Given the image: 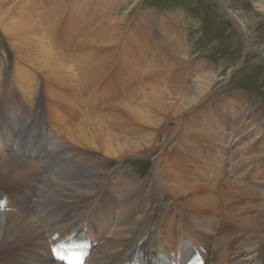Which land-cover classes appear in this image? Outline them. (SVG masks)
I'll return each mask as SVG.
<instances>
[{"label":"bare ground","instance_id":"bare-ground-1","mask_svg":"<svg viewBox=\"0 0 264 264\" xmlns=\"http://www.w3.org/2000/svg\"><path fill=\"white\" fill-rule=\"evenodd\" d=\"M25 4L22 0H0V27L7 34L12 47L18 54L17 56L14 55L15 59L10 77L4 76L3 69L0 70V85L3 87L6 81L8 84H13L14 88L16 86L20 93L16 95L15 93L11 94L7 89L4 90L8 94L3 95L0 99V114L10 112L11 116L6 115L3 119L5 123H2L1 126L7 125V121L10 120H12V126L18 127L20 125L22 119H17L18 107L15 103L22 100L28 105L32 104L33 97L39 87L38 77L40 75L44 81L43 90L46 99L51 100V102H45V100L43 102L44 114L49 113L46 118L50 116L52 121L50 123L48 117L47 122H45L48 124L49 135H51L46 139V144L44 142L40 143V146L37 145L38 140L43 138L42 128L35 134L30 131V128L32 130L33 126L42 122L41 113L37 112V116L30 120L29 130L20 131L18 135L14 134L15 137H20L18 140L20 147H29L28 154L23 159L16 155L4 159V156L0 154V178L5 182H10L8 184V187L11 188L9 193L12 195L15 190L25 188H28L29 191L25 197H20L21 201L17 203L14 213L8 212L7 217L0 218V264H3L12 255L14 256L15 253V259L12 256L11 264H62L52 258L49 251L50 244L54 242L53 240L83 227L89 229L93 242L104 240L100 247L104 250H100L98 254L94 253L95 245L91 247L86 264H126L130 262L133 254L145 255L150 258L156 253L160 254V252L171 259L172 257L175 259L184 238L192 243L189 246L190 249L196 248L203 252L205 264H233L229 262L232 259L230 256L235 255L234 249L238 245L236 248L238 252L242 249L246 250L248 254L254 255V261L260 258L257 259L258 264H264V257L261 258V255H264V242L261 239L264 235L261 232L264 231V200H255L264 198V189H262L263 191L252 189L254 185L264 181V147L261 148L254 142L259 143L261 141L256 136L261 128L257 130V133H254V125L252 126V121L254 123L255 120V110H252L253 108L251 109L248 104L246 105L248 107L245 108L246 112L242 116L243 128L239 126L238 119L226 111H220V117L226 122L225 127L217 124V119L215 120L216 123L214 122L212 125L213 117L210 120V117H205L202 114L204 119L211 122L212 125H210V129L204 132L206 134L205 140L212 141L213 139L215 144L213 142L212 146L216 149L219 148L220 151L228 150L230 156L237 160L236 165L231 164L229 166L230 170L227 167L226 172L233 179L227 181L226 190L225 188L219 189L215 185L216 183L208 180V175H204V170L207 168L199 169L202 172L194 169L195 172H192L194 176L192 174L189 176L188 172H182L176 168L179 157L192 155L196 157L197 149L198 153L202 155V160L212 156L205 154L199 150L200 147L194 145L196 139L190 131L196 133V128H192L185 135H182L185 129L181 126L182 128H179L182 131L180 136L178 135L179 129L173 133L176 141L175 148L172 147V151L164 149L163 153L165 151L167 153L158 156L156 174L149 180V184H147V180L139 179L134 174H129L127 170H111L107 163L112 158L123 159L122 157L126 155L136 157L162 146V141L158 143L162 139L161 136L164 135L168 139V136L172 135V128L167 130L169 123L176 124L181 121L180 124L182 125V122H188L184 115L180 114L176 119L175 115L184 106L195 104L196 99L214 84V78L200 75L193 80L187 89H185L186 87L181 89L167 84L162 87L149 86L150 79L153 83H159L166 72H171V69L163 68L166 64L164 52L169 47L177 46L176 41L170 44L167 43L168 41L166 42L164 30L162 31L157 25L155 30L152 28L154 30L152 37L158 38V40L154 41L149 49L143 48L142 51L138 49L137 56L130 61L134 63L136 68H142L146 77L141 79L142 82H145L142 85L137 82V86H133L127 91L126 97L117 100L119 99L117 98L120 93L119 89L115 93L113 90L115 85L112 83L109 85V82L104 83V74L106 75L108 67L113 64L108 61L114 52L112 54L103 51L104 56L102 54L103 58L101 59L105 60L101 62L100 66H102L98 69L100 73L93 67L90 68L91 61L94 63L99 52L91 55L83 53L88 46L86 41L88 33L85 28L88 25L89 30L91 26L88 22L86 23L87 20L82 18L80 12L76 10L74 15L67 17L68 23H77L75 28L78 32V34L75 33L77 36L75 35L73 38L72 32H70V36H72L73 41L83 34L86 38L80 44L75 53L76 56L69 59L66 52L60 53L53 48L51 36L48 35L52 33L48 29L49 25L40 33L34 22L32 7L30 8ZM259 6L264 14V0L259 3ZM99 11L97 10L95 14ZM229 12L233 23L237 24L239 20L236 19L238 17L235 14L236 18L234 19V12L231 10ZM142 17L140 14L139 18ZM153 18L155 21V17ZM109 19L111 18L109 17ZM57 23L59 24L56 22L55 25ZM143 25L145 29H150L144 23H142ZM238 25L239 28L243 27L240 21ZM97 27L101 28L100 26ZM91 34L95 35L96 31H92ZM138 39L144 42V36ZM137 42L138 40H136ZM110 43L111 47L114 46L113 51L116 52L118 47L115 40L113 39ZM13 48L12 50H14ZM20 60H23L25 65L22 66ZM147 61L151 63L148 64ZM159 61L162 62V67H156L157 73L152 74V67L159 64ZM179 61L178 57H172L169 64L173 68V72H176L174 68L180 64ZM78 63H82L81 67L77 66ZM199 65L205 68L203 61H199ZM35 71L39 75L36 74L37 72L34 74ZM108 76L110 81L114 82L117 75L115 76L112 69ZM148 76L149 80H146ZM75 78L79 79V83L76 84L80 86L81 91L89 87L94 88L88 101H83L84 106H80L81 101H79V105L76 104V100L72 99L74 97H70V99L65 97L66 92L64 91H68V89L72 94L75 93ZM99 86H102L100 90L98 89ZM111 100L114 101L111 102ZM108 101L110 103L107 104ZM38 102L37 104L42 105L40 101ZM92 106L93 108L97 107L96 112H88ZM101 107L103 108L99 109ZM76 113L80 116H77ZM24 116L25 114L22 112L20 118H24ZM227 117L230 118L227 119ZM190 118L193 119L194 114ZM75 119L77 121L71 124ZM192 121L196 123V119ZM206 121L203 120L205 123ZM31 134L35 136L36 145H30L25 139L26 135L31 136ZM2 139L0 145L7 140L5 136ZM60 145L61 148H56ZM145 148L148 149L143 151ZM11 149L13 148L11 147ZM170 152L171 154L175 153L172 162L166 161ZM40 156H44V158L47 156L50 160L46 161L43 158L37 162L33 161V164L32 161L26 160ZM237 164L240 165L239 168ZM56 167L58 171H55ZM202 168L204 167L202 166ZM223 169L220 171L215 169V174L224 173ZM205 171L207 173L210 170ZM42 172L48 173L43 174ZM49 172H54L55 176H49ZM244 172L248 178L245 181H240L239 177L244 175ZM58 173L60 174L57 176ZM42 176L45 177L44 181ZM62 177L72 180V185L74 184L72 190L67 191L69 187L64 185L63 179L65 178L61 179ZM187 177H190L191 182L185 181ZM204 178L205 180H203ZM42 182L47 183V185L46 197L41 200L39 193L45 192ZM53 182V191L61 193L63 203L61 200L47 198L50 195V184ZM0 188L2 189V187ZM62 188L67 192L62 193ZM224 193L225 199L222 200L219 196ZM179 198H183V200L178 203ZM243 199H246V202L240 204L238 201ZM9 202L13 203L12 200L7 201L4 205L0 202V208L9 206ZM104 203L116 211L114 209H111L112 212L107 211L108 209L105 210L102 207ZM178 205L182 207L180 208ZM151 206L154 207L151 211L143 215L138 214ZM176 206L179 207V210L176 209ZM38 207L41 208L42 213L36 209ZM200 209L208 212L202 213ZM22 210L24 211L22 214L27 216L23 217L19 214ZM116 213H118L117 217ZM128 213H132V218L129 223H125L129 217ZM179 215L181 217H178ZM104 217H108V222L105 224L100 221ZM110 219H113V222L110 223ZM115 225H120V227H116V232H113L109 228ZM178 233L180 236L177 238ZM237 237L243 239L247 246L242 248L245 244L239 241ZM232 241L239 242L232 245ZM29 243H31L29 247H23ZM38 248L43 253H38ZM20 251L23 252L22 255Z\"/></svg>","mask_w":264,"mask_h":264},{"label":"rangeland","instance_id":"rangeland-1","mask_svg":"<svg viewBox=\"0 0 264 264\" xmlns=\"http://www.w3.org/2000/svg\"><path fill=\"white\" fill-rule=\"evenodd\" d=\"M22 1L24 4L26 3L25 4L26 6H29L30 8L32 7L31 9H32L34 22L40 33H42L45 30V28H48L47 25H49L48 29L52 33L48 35L51 36L50 39L52 40V43L54 45L53 48L60 53L66 52L67 53L66 56L69 59H72L73 57L76 56L75 53L79 49L82 41L86 38L84 37L83 33L82 36L78 37L77 40L74 41L72 40V36H70L71 34L70 32L74 34L73 38H75L76 35L75 33L78 34L77 29H75L77 27V23H73V22L68 23L67 17L69 15H74L76 10L80 12L82 18L84 20H87L86 23L88 22L89 26H91V29L89 30H88L89 28L88 25L85 28L87 29L86 32L88 33L86 39L88 46L86 47V50H84L83 53H88L89 55H91L92 53L95 54V52H99L96 59H94V63H96L97 65L92 63L93 61H91V64L89 65L90 68L93 67V69H96V71H98V69L102 66V65L100 66L101 62H104L105 60V59H101L103 58L102 54L104 56L105 52H110V53L114 52V54L112 53L113 55L110 57L108 61V62H112L113 64L108 67L107 69L108 72L106 71L107 72L106 75L104 74L105 76L104 83L106 84V82L107 83L109 82L110 83L109 85H111V83L115 85L113 88V90H115V93H117L118 92L117 89H119L120 93L118 94L117 97L119 99L117 100L124 98V96L127 94V91H129V89H132L133 86L134 87L137 86V82L139 85L140 84L142 85L145 82L144 80H143L144 82H142L141 79L142 77L143 78L146 77L143 74L142 68L141 67L136 68V66H134V63H131L130 61L134 59L135 56H137L138 49H141V51L143 48L149 49V46L152 45L154 41L158 40V38L155 39L154 37H152L154 35L153 32L157 25H159L162 31L164 30L163 32L165 33L164 38L166 39V42L168 41L167 43L170 44L176 41L175 43L177 46L169 47L164 52L166 64L164 65L163 68H165L166 70L171 69L170 73L166 72L168 76L165 74L162 79L165 82L161 80L160 82L162 83H160L159 81H158L159 83H153L152 80L150 79L149 86L162 87L167 84L172 87L176 86L177 88H181V89H184L186 87L185 89H187L190 87V84H192L193 80H195V78L200 75H205L208 78H214L215 80L214 84L208 87V89L205 90V92L196 99L195 104L184 106L181 109V111L175 115V119L176 117H179L180 114L184 115V117L187 119L188 122L184 121L182 122V125L180 124L181 123L180 120H179L180 122H177L176 124L169 123L167 130L172 128L171 129L172 135L168 136L169 137L168 139L165 138L166 136L164 135L161 136L162 139H160L158 143L162 141L161 142L163 143L162 146H159L153 149V151L151 150L149 152L144 153L143 155L136 157H133L132 155H126L122 157L123 159L112 158L111 161H109L110 163L109 162L107 163L111 167V168L109 167L111 170H116V169L127 170L129 174L132 173L134 174L135 177L139 179H142L144 181L147 180V184H149V180H151L152 177H154L156 174L155 168L157 166V159H159L158 156L160 154L167 153L166 151L163 153L164 149L168 151L170 150L172 151L173 150L172 147L175 148L176 141L173 137V133L178 131L179 128H182L181 126L184 127L185 132H183L182 134V131L179 129L178 131L179 136L181 134L185 135L186 132L192 130V128L193 129L196 128V133H194V131H190L191 133H193V137L196 139L194 140V145H196L198 148L200 147L201 149L199 150L205 152V154H209L212 156H210L209 159H206L207 158L206 157L205 159L202 160L201 157L202 155L198 153V149H197L196 157L194 155L179 157L176 162V168L179 171L188 172L189 176L193 175L192 172H195L194 169H196L198 172H202L199 171V169L204 170L205 168H207L205 170H210L209 172H211L209 175V172L206 173V171L204 170V175L205 176L208 175L207 176L208 180L216 183L215 185H217L219 189L225 188L226 190L227 189L226 186L228 182L231 179H233L228 175L229 173L226 172L227 167L228 170H230L229 166L231 164L236 165L237 160L236 158L230 156L228 150L225 149V151H220L219 148L216 149V147L212 146V143L214 142L213 144H215V141L213 139L212 141L205 140L204 137H206V134L204 132L210 129V127L214 124L216 119H217L216 120L217 124L219 123L221 126L225 127L224 125L226 124V122H224L223 119L220 117V111L221 112L226 111L228 112V114L235 116L238 119V123L240 124L239 126L243 128L244 120L242 121V116L246 112L245 108H247L248 106L251 109L253 108L252 110H255L254 123L252 121V126L254 125L253 126L254 133L255 132L257 133V130L261 128L260 131L261 133L258 132L256 135L258 136L257 138H259V140L261 141L259 143L257 141L254 142L256 145L260 146L261 148L264 147V141H263L264 140V123H263L264 121L263 120L264 119V14L259 8L260 7L259 3L262 0H51V1L22 0ZM97 10L100 11L95 14ZM230 10L234 12L233 18L234 19L236 18L235 17L236 14V16L238 17V19L236 20H239L240 23H242L243 25V27H241L242 29L239 28L240 27L238 25L239 21L237 24H234L235 22L233 23L232 17L229 16ZM140 14H142L143 16L141 19L139 18ZM109 17L111 19H109ZM153 17H155V21ZM93 20L94 23H92ZM56 22H59V24L57 23V25H55ZM142 23L150 27V29H145L144 25L142 26ZM97 26H100L101 28ZM97 28H99L100 30ZM92 31H96V34L92 35L91 34ZM143 36H144V42H141L138 38ZM175 37L176 38L178 37L177 38L178 42ZM113 39L117 43V47H118L116 52L113 51L114 46L111 47V43H110L113 41ZM136 40H138L137 43ZM144 44L146 47L144 46ZM12 48L13 47L10 43L7 34L0 27V70L3 69L4 71L3 74L4 76L6 75V77H10V75H12V67L15 59L14 55L16 56L18 55L15 49L13 48L14 50H12ZM173 56H176L178 57V59H180L179 61L180 64H178L177 66H175L176 68H174L176 72H173L174 70H172L173 68L169 64ZM199 61H203L205 63V68L199 65ZM147 62L148 64L151 63L149 61ZM24 63L25 62H23L22 60L21 65L22 66L25 65ZM161 63L162 62L157 64L155 67H152L151 69L152 74L157 73L156 67L157 68L162 67ZM73 64L75 63L73 62ZM81 64L82 63H78L77 66L81 67ZM112 69L114 70L115 76L117 75L116 78L114 79V82H111L108 76V74L111 72ZM36 72L37 71H35L34 74ZM98 72L100 73V71ZM36 74L39 75L38 72ZM76 79L77 78L74 79V84L76 87L75 93L72 94L71 91L68 89V91H64L66 92L65 97L69 99L70 97L71 98L74 97L72 99L76 100V104L79 105V101H81L80 106H84L83 101L85 102L88 101V99L93 93L92 90L94 88L93 87H89L88 89L83 88L84 90L81 91L80 86L76 84L77 82L79 83V79L77 80ZM38 80H39V87L36 91V95L33 97L32 104L28 105L22 100L15 103L17 104L16 106L18 107L16 111L18 115L17 119L19 120L22 119L18 127L16 125L14 126L11 125L12 120L7 121L8 126L6 124L1 126L2 123H5L3 119H5L6 115L11 116V113L7 112L6 114H0V138H3V136L7 138V140H5V144L0 146L1 148L0 150H2L0 154L4 156V159L15 155L23 159L28 154L29 147H20V145L18 144V140L20 137H15L14 134L18 135L20 131L25 132L28 128H30L28 127L29 124L31 123L30 120L35 118V116H37L36 114L37 112L41 113L40 116L42 122L37 124V126H41V127L33 126L32 130L30 128V131L32 132V134H35L42 128L43 130L42 136L44 138V141L42 140L43 143L46 142V139H48L51 135V134L49 135V130L47 127L48 124L45 122H47L46 119L48 117H49L48 118L49 122L51 123L52 121L50 116L46 118V116L49 115V113L45 115L43 111L44 100L45 102H49V101L51 102V100L46 99V94L43 90L44 81L43 79H41L40 75L38 77ZM101 80L103 81V78H101ZM146 80H149V76L146 78ZM102 86H99L100 88L98 87V89L100 90ZM11 87H13V84L12 85L8 84V82L6 81L4 82L3 87L0 85V99L2 98L3 95L8 94L4 92V90L6 89L7 91H10L11 94L14 93L16 95L20 94L16 86L15 88L13 87L12 89H9ZM114 100H111V102H113ZM38 101H40L42 105L37 104ZM104 101H103V107L105 106ZM108 103H110V101H108L107 104ZM247 104L248 106H246ZM239 106L242 108H240ZM103 107L99 109H102ZM94 108L93 106L90 107L88 112L91 113L96 112L97 107ZM22 112H24L25 114L24 118L26 119L20 118ZM77 114L78 113H76V115ZM193 114H194L193 119H196V123L193 122L192 121L193 119L190 118L193 117ZM202 114H204L205 117L206 116L210 117V120L213 117L212 119L214 120L213 121L211 120L212 123L208 122V120L206 121V119H204L205 117H203ZM77 116H80V114H78ZM228 118L230 117H227V119ZM203 120H205L206 123L203 122ZM74 121L77 120L76 119L73 120L71 124H73ZM192 122L193 124H190ZM32 134L31 136L26 135L25 139L30 145H35L36 139L35 136H32ZM11 145L13 146L14 150L11 149ZM56 148H61V145L56 146ZM147 149L148 148H145L143 151H146ZM174 151H176V149H174ZM186 151H188V149H186ZM68 153L70 154V152ZM174 154L175 153L171 154L170 152L166 161L172 162ZM43 158L44 156H40L39 158L32 157V158H27L26 160L29 162L32 161L31 163L33 164V161L37 162L42 160ZM48 159L50 160V158L49 157L47 158V156L44 158V160L46 161H49ZM195 159H196V165H195ZM223 162L224 164H221ZM202 166L204 168H202ZM239 167L240 165H238V168ZM212 168L213 170H211ZM215 169L219 171L220 169H223L224 173L219 172L220 174L219 173L215 174L216 171ZM55 171H58L57 167L55 168ZM42 173L46 174L48 172H42ZM59 174L60 173H58L57 176ZM49 176L54 177L55 173L49 172ZM197 177L200 178L199 175H197ZM41 178L44 181L45 177L42 176ZM236 178L234 179L236 180ZM247 178H248L247 174L244 172V175L242 174L239 177V180L245 181L247 180ZM61 179L64 180L63 181L64 185L66 187H69L67 191L73 189L74 184L72 185L73 182L71 179L67 177H62ZM203 180H205V178ZM185 181L191 182L190 177L185 178ZM9 183L5 182V180L0 178V187H2V189L0 188V202L3 203V205L10 200H12L13 202L12 204L11 202H9L10 203L9 206H4L0 208V212L2 213V214L0 213V218L7 217L8 212L14 213L16 210L17 203H20L21 201L20 197L23 196L25 197V195L28 194L29 192L28 188H25V189L15 190L14 194L11 195V193H9L10 191L9 189H11L10 187H8ZM201 183L203 184V182ZM44 185H43L44 187L43 189H45V192L41 191L42 193L41 192L39 193L40 194L39 198L41 200L43 199V197H46L45 194H46L47 183ZM39 186H42V184H39ZM53 186H54V182L50 184V191H49L50 195L47 198L50 200H55V199L61 200V203H63V198L61 193L54 192ZM257 187H259V189H257ZM252 189L263 191L262 189H264V181H261L258 184L254 185ZM67 191L65 189L61 190L62 193ZM112 196L114 197V194H112ZM219 198H221L222 200L225 199V193L221 194ZM181 200H183V198L178 200V203ZM255 200L263 201L264 198L255 199ZM238 202H240V204H244L246 202V199L245 200L243 199L242 201H238ZM180 205L178 206L181 208L182 206ZM102 207L105 210L108 209L107 211L110 212H112L111 209H114V208L110 209L106 203L102 204ZM179 207L176 206V209H178ZM153 208L154 207L151 206L149 208L142 210L138 214L143 215L151 211ZM36 209L39 210V212L41 211L42 213L40 207ZM114 210L116 211V209ZM200 212L204 213L208 211L200 209ZM22 213H24L23 210L20 211L19 214L23 217L27 216L25 214L23 215ZM115 215L117 217L118 213H116ZM128 215L129 217L127 218L125 223H129L130 219L132 218V213H128ZM178 217H181V215H179ZM100 221L101 223L105 224L106 222H108V217H104ZM111 222H113V219H110V223ZM116 227H120V225H115L109 229L110 230L112 229L113 232H116L115 229ZM261 232L264 234V231ZM179 236L180 233H178L177 238ZM237 239H239V241L245 244L243 245L242 248L247 246L246 243L243 241V239H240L239 237H237ZM261 239L264 242V235L263 238ZM103 241H104L103 239L96 240V244H95L96 249L94 251L95 254H98L100 250H104L103 248H100ZM239 241H232V245H235ZM30 244L31 243L26 244L23 247L26 246L29 247ZM236 248L234 249V251H236L235 255L230 256L232 258L229 260L230 263L231 262L233 264L259 263L257 259L260 258H257L256 261H254L255 259L253 254H248V251L243 249L238 252V249ZM37 252L43 253V251L39 248L37 249ZM20 254L22 255L23 252L20 251ZM15 255L14 256L12 255L14 259H15ZM12 256L10 258H7L3 264H11ZM262 257H264V255H261V258Z\"/></svg>","mask_w":264,"mask_h":264},{"label":"snow or ice","instance_id":"snow-or-ice-1","mask_svg":"<svg viewBox=\"0 0 264 264\" xmlns=\"http://www.w3.org/2000/svg\"><path fill=\"white\" fill-rule=\"evenodd\" d=\"M61 259H63V257H60Z\"/></svg>","mask_w":264,"mask_h":264}]
</instances>
